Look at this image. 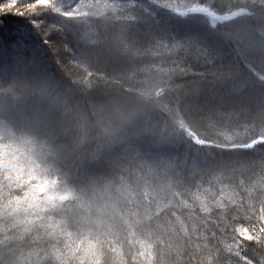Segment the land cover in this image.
Returning a JSON list of instances; mask_svg holds the SVG:
<instances>
[{"label": "snow or ice", "instance_id": "obj_1", "mask_svg": "<svg viewBox=\"0 0 264 264\" xmlns=\"http://www.w3.org/2000/svg\"><path fill=\"white\" fill-rule=\"evenodd\" d=\"M0 48V264H264V0H0Z\"/></svg>", "mask_w": 264, "mask_h": 264}, {"label": "clouds", "instance_id": "obj_2", "mask_svg": "<svg viewBox=\"0 0 264 264\" xmlns=\"http://www.w3.org/2000/svg\"><path fill=\"white\" fill-rule=\"evenodd\" d=\"M115 100L118 102L121 106L129 109H135V110H143L146 106L143 105V103L134 96H128V95H119L112 98H109L105 100L106 107L111 104L112 100ZM35 104H41L42 102L39 100H29L27 106L24 107L23 111L26 115H31V107ZM0 105L7 106L10 108L9 115L13 117H17V107L14 106V102L9 97H0ZM105 119V115L97 114L91 117L92 121V128L89 132L90 138H94L97 135L102 134V126H98L101 124V122ZM116 122V121H114ZM67 127H74V125H67Z\"/></svg>", "mask_w": 264, "mask_h": 264}, {"label": "trees", "instance_id": "obj_3", "mask_svg": "<svg viewBox=\"0 0 264 264\" xmlns=\"http://www.w3.org/2000/svg\"><path fill=\"white\" fill-rule=\"evenodd\" d=\"M9 27L13 30L19 28L20 32L26 37V40L24 41V45H23L26 50L36 51L38 54L44 57L48 63H51V58L47 52L46 47L41 42L39 35L31 30V26L28 25L26 21H22V20L16 21L15 19L10 18ZM11 34L15 35V32L13 31ZM3 35L7 36L9 35V33L5 31ZM53 39H58V37L54 36ZM10 56H11L10 50L5 48H0V70H3V68L7 65V61L9 60Z\"/></svg>", "mask_w": 264, "mask_h": 264}]
</instances>
